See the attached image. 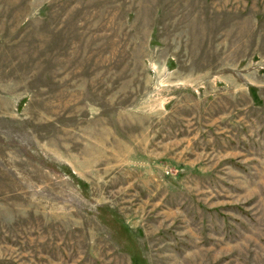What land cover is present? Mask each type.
<instances>
[{"label":"rangeland","instance_id":"1","mask_svg":"<svg viewBox=\"0 0 264 264\" xmlns=\"http://www.w3.org/2000/svg\"><path fill=\"white\" fill-rule=\"evenodd\" d=\"M0 264H264V0H0Z\"/></svg>","mask_w":264,"mask_h":264}]
</instances>
